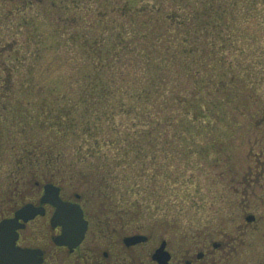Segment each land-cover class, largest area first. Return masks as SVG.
<instances>
[{
    "label": "rangeland",
    "instance_id": "obj_1",
    "mask_svg": "<svg viewBox=\"0 0 264 264\" xmlns=\"http://www.w3.org/2000/svg\"><path fill=\"white\" fill-rule=\"evenodd\" d=\"M6 1L11 4L6 5ZM133 1L135 5L154 2ZM52 2L64 8V13L52 9ZM91 5L92 8H88ZM94 6L93 0H76L75 3L72 0H0L1 43L8 46L9 42H13L8 49L14 50V54L3 57L8 66L16 69V77L10 76L13 82H8L13 89L12 95L2 98L0 103L1 193L16 187L14 178L16 181V176L19 178L24 172L22 170V174H18V166L24 168L26 165L23 161L25 154L19 150L26 140L24 137H44L45 131L38 127L32 130L30 126L36 125L43 117L44 110L49 109L57 119L60 118L55 124L57 128L61 124L70 123L75 130L71 139L64 138V142L59 145L65 151V160L58 162L56 165L59 167H55L58 169L55 172L59 175L85 176L94 180L99 177L97 165L109 164L111 168H106V171L113 185L110 190L113 204L119 209L141 210L147 227L156 224L159 217L171 216H176L180 226H190L194 230L213 225L219 203L218 176L221 172L229 175L228 177L245 176L253 167L259 166L262 169L264 129L234 127L232 119L244 123L245 114L238 112L231 116L226 103L209 102L202 97L190 99L185 112L176 121L178 128H171V135L161 136V140L171 142L169 146L158 145L153 150L147 144L153 142V136H149L145 129L134 128L131 130L134 133H127L120 143L122 150L119 146L118 151L110 152V147L104 144L109 139L107 135L97 134L91 129L87 132L79 130L90 119V115L87 118L85 109L81 106L85 103V99L81 97L86 88L95 82L87 75V72L94 70L90 60L92 48L85 46L87 43L83 42L87 36L92 41L97 31H85V22L95 20L89 15V11H94ZM10 8L13 14L9 15ZM70 9L76 13L72 15ZM53 11L55 15L52 17L50 14ZM235 12L236 45L256 57H245L246 61L240 69L245 73L248 68L254 67L257 74L253 85L264 103V0H239ZM66 18H70L73 23L74 29L71 31L64 26L65 23L58 22L66 21ZM72 33H76V39H69ZM19 57L24 58V67L20 66V73ZM239 57L240 61V54ZM257 59L262 62L261 65H256ZM7 64L0 65V80L8 74ZM6 106L8 108L3 110ZM17 108L19 112H16ZM260 114H257V124L263 121V115ZM108 115L106 119L110 121L120 123L123 119L128 122L125 116L120 119L113 116V112ZM23 118L27 124L23 122ZM53 133L57 134L55 130ZM12 137H16V145L7 147ZM61 137L66 136L61 134ZM254 138L263 143L256 145L253 150L249 141ZM128 141L132 143L128 144ZM139 145H142L141 152L136 150ZM91 151H98V154H92ZM106 154L112 158H123L104 159ZM117 164L119 165L116 166ZM104 168L105 166H101L98 170L102 171ZM228 177L224 182H228ZM83 184L80 185L84 187Z\"/></svg>",
    "mask_w": 264,
    "mask_h": 264
},
{
    "label": "trees",
    "instance_id": "obj_2",
    "mask_svg": "<svg viewBox=\"0 0 264 264\" xmlns=\"http://www.w3.org/2000/svg\"><path fill=\"white\" fill-rule=\"evenodd\" d=\"M93 1L94 11H89V15L95 20L85 22V31H97L92 41L87 36L83 42L92 48L90 60L94 70L87 75L95 82L81 97L85 99L81 106L90 119L79 130L87 132L91 129L107 135L109 139L104 144L110 147V152L118 151L120 147L122 150L120 143L127 133H134L131 131L134 128L145 129L149 136H153V142L147 143L150 148L169 146L171 142L161 140V136L171 135L169 130L178 128L176 121L185 112L190 99L202 97L209 102L226 103L231 116L238 112L245 114L244 123L232 119L234 127L264 129V103L253 85L257 73L253 66L245 73L240 69L245 57H256L236 45L234 22L239 0H154L141 5H135L133 0ZM51 8L64 11L56 2H52ZM55 11L50 16L53 17ZM69 12L76 13L72 9ZM83 17L87 18L84 14ZM58 22L65 23L70 31L74 29L70 18ZM70 38L76 39V33ZM12 45L13 42H9L3 47L0 42V65L7 64L3 56L14 54V50L8 49ZM261 63L257 59L256 65ZM21 65L24 67V58L19 57V73ZM7 69L8 74L0 80L3 82L0 83V97L3 99L12 95L13 89L8 82H13L10 76L16 77V69L10 66ZM109 112L120 119L127 117L128 122L122 119L116 123V120L106 119ZM259 113L263 115L261 124L256 123ZM57 121L60 118L46 109L36 125L30 126L32 130L40 128L45 134L42 138L24 137L26 140L19 150L27 155H23L26 165L24 168L18 166V174H22V170L24 176L38 175L36 172L42 168H50L53 172L58 170L56 164L65 160V151L59 145L64 138L71 139L75 130L70 123L57 128ZM54 130L57 134L53 133ZM113 130H116L113 134H107ZM249 143L263 142L254 138ZM141 146L136 150L141 152ZM97 152L91 151L92 154ZM106 156L104 159L123 158ZM43 161L46 162L43 164ZM97 166L98 176L109 174L106 171L111 168L109 164L101 165L105 166L102 171L98 170L101 166Z\"/></svg>",
    "mask_w": 264,
    "mask_h": 264
},
{
    "label": "flooded vegetation",
    "instance_id": "obj_3",
    "mask_svg": "<svg viewBox=\"0 0 264 264\" xmlns=\"http://www.w3.org/2000/svg\"><path fill=\"white\" fill-rule=\"evenodd\" d=\"M8 12L13 14L11 8ZM15 142L12 137L7 147ZM260 144H252L253 150ZM36 173L16 176L14 189L0 191V224L14 220L25 206L39 211L28 221L19 220L16 230V247L36 253L28 258L30 264H264V166L251 168L245 176L221 172L216 221L198 230L180 226L176 216L159 217L147 227L141 210L113 204L107 175L94 181L54 174L50 168ZM51 196L82 212L81 220L87 222L83 236L77 234L81 225L68 236L66 220L57 217Z\"/></svg>",
    "mask_w": 264,
    "mask_h": 264
},
{
    "label": "water",
    "instance_id": "obj_4",
    "mask_svg": "<svg viewBox=\"0 0 264 264\" xmlns=\"http://www.w3.org/2000/svg\"><path fill=\"white\" fill-rule=\"evenodd\" d=\"M52 191L50 189V186H47L46 193H48L47 196H50L49 193ZM47 196L45 197V202L48 201ZM44 200V199H43ZM50 202L53 204H56L57 207L61 210V218L65 220V216H69L71 212L69 210H66L68 207L67 205L62 203V201L58 198H51L49 199ZM39 211L33 207V206H25L21 210H19L16 214V218L12 221L6 222L2 225H0V264H30L29 257L35 256V252H30L29 250H21L16 247V230L21 226L19 225V220L28 221L31 218H33L35 215H37ZM80 217H78L77 220H79ZM79 222H75V225L73 223H68L67 231L68 236L73 235V232L75 230V226L78 227ZM67 226V224H66ZM81 230V229H79ZM77 231V234H83L85 229L82 228L83 231Z\"/></svg>",
    "mask_w": 264,
    "mask_h": 264
}]
</instances>
